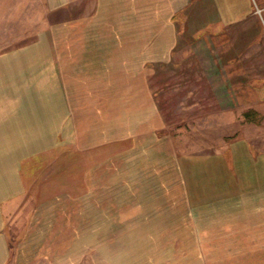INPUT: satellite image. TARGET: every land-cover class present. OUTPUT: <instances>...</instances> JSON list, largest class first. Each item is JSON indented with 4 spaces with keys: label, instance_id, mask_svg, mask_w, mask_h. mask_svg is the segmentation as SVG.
<instances>
[{
    "label": "crops",
    "instance_id": "obj_1",
    "mask_svg": "<svg viewBox=\"0 0 264 264\" xmlns=\"http://www.w3.org/2000/svg\"><path fill=\"white\" fill-rule=\"evenodd\" d=\"M197 1L47 0L50 26L0 51V264L93 258L92 238L129 230L157 245L149 264H264V72L247 46L229 58L234 1L187 14ZM174 61L200 68V110L236 123L222 154L180 155L184 125L161 126L141 72Z\"/></svg>",
    "mask_w": 264,
    "mask_h": 264
},
{
    "label": "rangeland",
    "instance_id": "obj_2",
    "mask_svg": "<svg viewBox=\"0 0 264 264\" xmlns=\"http://www.w3.org/2000/svg\"><path fill=\"white\" fill-rule=\"evenodd\" d=\"M205 1L199 0L197 4H185L186 7L188 6L186 13L188 12L190 15L194 12L204 14L218 10L221 11L222 17L226 13L224 9L228 4H220L218 8L215 5V8L212 9V6L206 5ZM233 1L230 4L234 10L232 11L233 17L234 13H237L238 16L240 14L244 16L242 15L239 18L233 19L234 22L232 21L231 27H227L226 25V28L220 34L221 39L226 40L230 44L231 52L229 58L231 60H235V58H238V55L243 54L246 46L251 48V53L254 50L253 58L250 57L252 60L249 59L248 61L253 64L255 71L263 73L264 0ZM56 6L59 5L50 4L47 0H0V51L10 48L16 43L15 39L18 42L35 41L37 33L50 26L49 11ZM66 6V13H68L70 11L69 5ZM74 6L76 7V11H82L77 5ZM198 15L200 16V14ZM183 23L184 20L176 22L178 31L181 28H186ZM157 25L158 29L164 31L165 26L163 24L158 22ZM67 26L68 24L65 25V27ZM65 27L61 25L60 29H62V33L68 31ZM18 36H21V38H18ZM40 37L42 39L44 37L43 34ZM184 38L178 37L181 41L178 44L182 43L181 46L183 48L187 40L184 41ZM50 41L52 42L51 35ZM61 42H67V40L63 41L62 37ZM189 43L191 44L192 41L190 40ZM179 45L178 50L173 52V56L177 58L183 54ZM156 54L158 57L165 56V53L160 51H157ZM188 57L186 58L194 59L191 52ZM172 63L174 65L177 64L175 61ZM124 71L129 75V71ZM198 71H200V68L195 66L187 70L185 66L158 65L155 69H142L141 77L144 78V82H141V84L146 85L145 81L147 83L149 81V90L151 93H154L157 116L161 120V126L166 125L167 128L171 129L181 122L184 125L177 130L175 129L173 135L174 147H176L178 154L200 155L201 157L214 155V153L222 154L224 147L230 142L226 140V137L233 133L232 128H234L233 126L236 127V123L232 121V117L220 116L217 118L216 115L214 116L216 109H213L211 105H206L200 110V86L204 92L207 89L206 86L200 85V80H197L196 74ZM138 84L140 85V81ZM204 102L207 104L209 101ZM55 167L58 169L59 164ZM124 233L125 238H120L119 231L118 234L111 235L110 237L114 238H110L109 242H105L104 244L100 243V238L94 237L87 244V248H92L91 255L93 258L91 256L88 257L80 250L81 246H84L82 244L77 251L73 250L75 256L70 252L69 255L73 256V258L75 257L74 260L72 258L70 260L65 259V254L62 253L61 264H149L148 259H145L147 255H150L147 251L148 247L150 246L149 249L154 250L157 245L134 243L131 237V230L128 233ZM175 257L177 258L176 255ZM189 260L192 261L191 259ZM151 262V264L155 263L152 260ZM192 263L190 262V264Z\"/></svg>",
    "mask_w": 264,
    "mask_h": 264
},
{
    "label": "trees",
    "instance_id": "obj_3",
    "mask_svg": "<svg viewBox=\"0 0 264 264\" xmlns=\"http://www.w3.org/2000/svg\"><path fill=\"white\" fill-rule=\"evenodd\" d=\"M249 115H250V114L247 113V114H246V118H249Z\"/></svg>",
    "mask_w": 264,
    "mask_h": 264
}]
</instances>
